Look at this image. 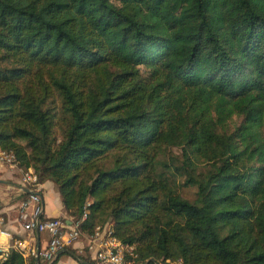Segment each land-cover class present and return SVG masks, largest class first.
Listing matches in <instances>:
<instances>
[{
    "label": "trees",
    "instance_id": "1",
    "mask_svg": "<svg viewBox=\"0 0 264 264\" xmlns=\"http://www.w3.org/2000/svg\"><path fill=\"white\" fill-rule=\"evenodd\" d=\"M0 149L141 264H264V0H0Z\"/></svg>",
    "mask_w": 264,
    "mask_h": 264
},
{
    "label": "built area",
    "instance_id": "2",
    "mask_svg": "<svg viewBox=\"0 0 264 264\" xmlns=\"http://www.w3.org/2000/svg\"><path fill=\"white\" fill-rule=\"evenodd\" d=\"M5 170L19 172L22 185V197L18 210V219L25 230L43 232L48 235V242L44 248L24 240L14 239L6 227V220L0 215V257L5 256L12 248L23 256L34 255L42 262H52L60 251L73 246L82 236L88 240L86 246L91 253L93 264H141L137 261L134 247L123 243L114 235L111 224L98 226L93 232L85 233L80 228L81 222L69 223L61 217H47L44 211L41 188L42 184L37 173L32 168L20 166L13 151L0 149V172ZM87 214L84 215V218ZM83 218V219H84ZM169 264H183L182 260L170 261Z\"/></svg>",
    "mask_w": 264,
    "mask_h": 264
},
{
    "label": "crops",
    "instance_id": "3",
    "mask_svg": "<svg viewBox=\"0 0 264 264\" xmlns=\"http://www.w3.org/2000/svg\"><path fill=\"white\" fill-rule=\"evenodd\" d=\"M0 179L12 182V184L0 183V185H4L7 188H11L13 191L11 192L14 195V201L12 203L8 202V200L11 198L10 194H8L7 196L2 195L3 203L0 204V215L4 216L6 220V227L9 229L13 237L10 243L12 244L14 242V239H20L26 241L27 243H32L33 245L35 244L38 248H44L48 242V235L46 233L38 232L36 230L35 231L25 230L22 226V223L18 219V210H19L20 201L22 199L21 197L22 185L20 184L19 172H14V171L12 172L9 170H5L4 172H0ZM41 184H42L41 194L44 204L45 215L47 217H62L66 219V221L70 222L71 218L64 209L61 196L55 184L51 181L41 182ZM86 241L87 243L84 244V242L81 241L80 239L72 247L74 249H78V252H82L85 249L88 250L86 247L88 245L87 238ZM71 257H73L76 261H78L79 264L84 263V262H80L75 254L72 255L68 252L67 254L62 255L60 257L58 264H66V263L72 264L70 262Z\"/></svg>",
    "mask_w": 264,
    "mask_h": 264
},
{
    "label": "rangeland",
    "instance_id": "4",
    "mask_svg": "<svg viewBox=\"0 0 264 264\" xmlns=\"http://www.w3.org/2000/svg\"><path fill=\"white\" fill-rule=\"evenodd\" d=\"M46 80H47V75H45ZM49 107L54 108V113L56 114L55 116V136L59 137L61 136V123H62V100L58 95H54V97H52L47 104ZM243 120V117H238L236 116L233 120V122L231 123V130H233L237 125H239ZM24 143V142H21ZM113 156V155H112ZM112 156H110V158L108 159V163H111L112 160ZM172 156H177L179 158L175 159V164H181L182 162V157H181V149L180 148H169L167 149V153L165 154V156L161 157V160H167L169 162H172ZM180 159V160H179ZM161 165L162 162L159 163L158 165V170H161ZM207 168V164L204 162L200 165V171H204ZM182 182H184V178H181ZM11 188H7L4 185H0V204L3 203L2 200V195L3 196H7L8 194H10L11 198L8 200L9 203H12L14 201V195H13V191ZM196 191L197 188L195 186H183L180 187L179 192L181 193V195L189 200H194L196 197ZM22 197V196H21ZM107 222H111V220H108ZM106 222V223H107ZM105 223V224H106ZM81 241L84 242V244L87 243L85 236H82ZM71 251L77 256V258H81L83 260H90V253L88 250H83L82 252H78V249H74L71 248ZM136 254V253H135ZM70 262L72 264H79L78 261H76L73 257L70 258ZM66 264H70V263H66Z\"/></svg>",
    "mask_w": 264,
    "mask_h": 264
},
{
    "label": "water",
    "instance_id": "5",
    "mask_svg": "<svg viewBox=\"0 0 264 264\" xmlns=\"http://www.w3.org/2000/svg\"><path fill=\"white\" fill-rule=\"evenodd\" d=\"M0 183H3V184H12V182L7 181V180H2V179H0ZM69 223H72V222H69ZM64 251H67V252H69L70 254L74 255L70 250H63V251H60V252L58 253V256H59L61 253H63ZM37 261H39L38 258H37Z\"/></svg>",
    "mask_w": 264,
    "mask_h": 264
}]
</instances>
